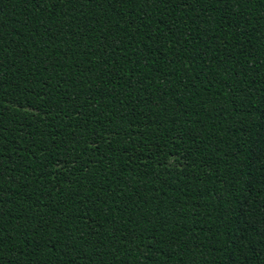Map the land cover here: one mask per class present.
Listing matches in <instances>:
<instances>
[{
	"label": "trees",
	"instance_id": "1",
	"mask_svg": "<svg viewBox=\"0 0 264 264\" xmlns=\"http://www.w3.org/2000/svg\"><path fill=\"white\" fill-rule=\"evenodd\" d=\"M0 264H264V0H0Z\"/></svg>",
	"mask_w": 264,
	"mask_h": 264
}]
</instances>
